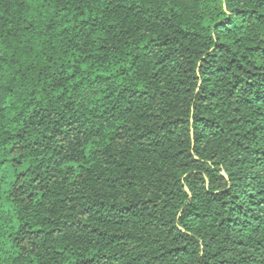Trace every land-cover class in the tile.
<instances>
[{
    "label": "trees",
    "instance_id": "trees-1",
    "mask_svg": "<svg viewBox=\"0 0 264 264\" xmlns=\"http://www.w3.org/2000/svg\"><path fill=\"white\" fill-rule=\"evenodd\" d=\"M0 264H264V0H0Z\"/></svg>",
    "mask_w": 264,
    "mask_h": 264
}]
</instances>
